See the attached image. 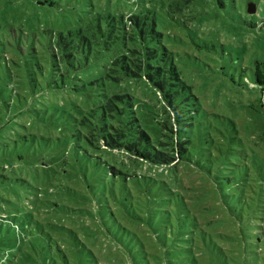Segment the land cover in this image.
Masks as SVG:
<instances>
[{"label": "trees", "instance_id": "trees-1", "mask_svg": "<svg viewBox=\"0 0 264 264\" xmlns=\"http://www.w3.org/2000/svg\"><path fill=\"white\" fill-rule=\"evenodd\" d=\"M204 1L140 0L129 14L103 10L95 14L98 22L86 28V33L79 30V36L73 37L71 30L60 31L50 40L47 54L40 52V38H23V12L18 13L19 34L13 35L17 51L9 58L14 67L12 73L7 67L6 75L0 73V79L6 78L8 94L13 93L11 84L15 88L11 101L34 100L43 87L57 93L68 90L80 97L82 103L70 101L80 112L75 122L81 128L75 135L82 141H77L76 148L94 165H102L107 175L97 202L85 196L81 184L73 180L56 184L68 197L40 194V225L36 224L40 239L56 242L64 264L91 259L84 226L77 217L97 220L108 231H121L132 264H264V160L258 155L253 154L251 163L245 164L242 182L246 187L242 184L240 190L244 200L241 197L243 202L236 208L229 201L234 194L228 192L237 176L226 181L220 175L213 177L209 196L219 202L215 219L208 220L201 216L210 212L190 208L167 179L131 170L119 159L124 155L138 167L169 171L192 158L200 163L205 150L215 156L230 147L229 127L224 131L219 124L202 122L198 109L188 101L185 90L189 86L179 76L167 38L189 29L178 12L185 7L197 11ZM34 6L32 17L38 13ZM9 30L15 33L17 29L9 26ZM16 54L21 55L19 60ZM100 63L103 68L97 70ZM131 83L152 93V103L138 98ZM252 84L264 90V62H255ZM47 166L43 161L42 168ZM57 215L64 216L67 224L52 222Z\"/></svg>", "mask_w": 264, "mask_h": 264}, {"label": "rangeland", "instance_id": "rangeland-1", "mask_svg": "<svg viewBox=\"0 0 264 264\" xmlns=\"http://www.w3.org/2000/svg\"><path fill=\"white\" fill-rule=\"evenodd\" d=\"M37 1L0 0L2 75L7 74L4 67L11 73L14 67L9 58L17 51L13 35L19 34V12H23V38H40V52L47 54L50 40L60 31L66 34L71 30L72 36L77 37L79 30L86 33V28L92 29L97 24L95 14L107 9L129 14L140 3V0H41L40 4ZM34 3L38 13L32 17ZM249 3L255 4L256 7H250L254 13L248 11ZM95 4H102L104 8ZM193 8L185 7L178 12L189 29H182L175 37L167 36L172 60L180 78L189 86L185 93L198 109L202 122L219 124L224 131L229 127L226 138L230 140V147L218 156L205 150V155L202 154L205 159L200 163L192 158L169 171L138 167L124 155L119 159L131 170L167 179L190 208L210 212L201 216L208 220L215 219L219 202L209 196L213 177L220 175L226 181L227 177L237 176V181L231 185L234 188L228 192L234 194L229 201L231 207L236 208L237 203L243 202L240 198L244 200L240 190L245 184L242 182L247 172L245 164L251 163L253 154L264 160V90L252 84L255 62H264V0H205L203 8L197 11L191 10ZM195 12H198L196 17ZM103 22L101 17L100 23ZM9 26H14L16 32H11ZM20 57V54L15 55L16 60ZM96 68L101 70L103 66L100 63ZM5 79H0V264H64L56 242L40 239L37 226L40 225V194L44 197L49 192L68 197L56 184L66 185L68 180H73L81 184L85 196L97 202L103 196L106 170L102 165H94L76 148L77 141H82L75 135L81 128L75 122L80 112L70 101L82 103L80 97L68 90L57 93L43 87L40 97L34 100L12 102L10 96L14 95L15 88L11 84L13 93L8 94ZM130 86L138 98L152 103L150 97L154 95L144 86L134 83ZM203 140L208 141L206 137ZM115 160L118 161L117 157ZM43 161L48 163L45 170ZM77 219L84 226L85 242L92 252L89 253L91 259L86 258L83 264H132L126 253V237L121 231H108L91 218ZM51 221L67 224L65 217L59 215ZM215 230L223 229L216 227ZM145 233L149 234L147 230ZM203 261L207 263L205 257Z\"/></svg>", "mask_w": 264, "mask_h": 264}, {"label": "water", "instance_id": "water-1", "mask_svg": "<svg viewBox=\"0 0 264 264\" xmlns=\"http://www.w3.org/2000/svg\"><path fill=\"white\" fill-rule=\"evenodd\" d=\"M252 5H254V4H250V5H249V10H250V7L252 8ZM250 11H251V10H250Z\"/></svg>", "mask_w": 264, "mask_h": 264}]
</instances>
